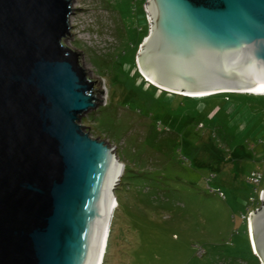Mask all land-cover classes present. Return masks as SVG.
<instances>
[{"label": "water", "instance_id": "1", "mask_svg": "<svg viewBox=\"0 0 264 264\" xmlns=\"http://www.w3.org/2000/svg\"><path fill=\"white\" fill-rule=\"evenodd\" d=\"M143 4L145 76L195 97L264 89V0ZM72 5L0 0V264H97L115 201L114 145L79 123L105 89L65 43ZM261 198L249 230L264 264Z\"/></svg>", "mask_w": 264, "mask_h": 264}, {"label": "rangeland", "instance_id": "2", "mask_svg": "<svg viewBox=\"0 0 264 264\" xmlns=\"http://www.w3.org/2000/svg\"><path fill=\"white\" fill-rule=\"evenodd\" d=\"M145 1L73 0L65 39L105 89L79 123L123 168L102 264H262L249 220L263 204L264 95L194 99L147 80Z\"/></svg>", "mask_w": 264, "mask_h": 264}, {"label": "bare ground", "instance_id": "3", "mask_svg": "<svg viewBox=\"0 0 264 264\" xmlns=\"http://www.w3.org/2000/svg\"><path fill=\"white\" fill-rule=\"evenodd\" d=\"M71 22H72V20H71ZM146 77H147V80L151 81L155 85L160 86L152 78H150L148 76H146ZM160 87L163 88V89L169 90L171 92L183 94V95H186V96H189V97H192V98H196V99H198V98H201L202 99V98H205L207 96H210V95L216 93V92H213V93H209V94H206V95H202V96L195 97V95H191L190 93H181L179 91L171 90V89L165 88L163 86H160ZM245 91H248L250 94L253 93V94H262V95H264V89L261 88L260 86H257V85H254V86L250 87L248 90H245ZM117 161H118V159H117ZM122 170H123V168H122ZM122 170H121V172H122ZM121 172L117 175V177H119L121 175ZM116 180H114V182ZM113 195H114V192H113ZM114 199H115V201L111 205L110 212H109V216H108L107 222L105 224L104 233H103L104 239H103V242H102V246H101V250H100V253H99V257H98L97 264H102L103 259H104V255H105V251H106V248H107V245H108V236H109V233H110L109 230H110V227H111V224H112V220H113L114 209H115V206L117 204L116 196L114 197Z\"/></svg>", "mask_w": 264, "mask_h": 264}, {"label": "built area", "instance_id": "4", "mask_svg": "<svg viewBox=\"0 0 264 264\" xmlns=\"http://www.w3.org/2000/svg\"><path fill=\"white\" fill-rule=\"evenodd\" d=\"M251 178L254 183L256 182V184H259L263 180V175L261 172H254ZM261 202H263L262 198H261Z\"/></svg>", "mask_w": 264, "mask_h": 264}, {"label": "flooded vegetation", "instance_id": "5", "mask_svg": "<svg viewBox=\"0 0 264 264\" xmlns=\"http://www.w3.org/2000/svg\"><path fill=\"white\" fill-rule=\"evenodd\" d=\"M249 236H250V234H249ZM250 243L252 244V242H251V237H250Z\"/></svg>", "mask_w": 264, "mask_h": 264}, {"label": "trees", "instance_id": "6", "mask_svg": "<svg viewBox=\"0 0 264 264\" xmlns=\"http://www.w3.org/2000/svg\"><path fill=\"white\" fill-rule=\"evenodd\" d=\"M194 99H196V98H194Z\"/></svg>", "mask_w": 264, "mask_h": 264}]
</instances>
